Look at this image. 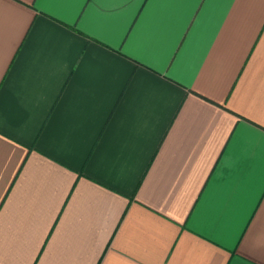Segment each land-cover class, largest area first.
Wrapping results in <instances>:
<instances>
[{
    "label": "crops",
    "instance_id": "obj_1",
    "mask_svg": "<svg viewBox=\"0 0 264 264\" xmlns=\"http://www.w3.org/2000/svg\"><path fill=\"white\" fill-rule=\"evenodd\" d=\"M261 130L264 0H0V264H264Z\"/></svg>",
    "mask_w": 264,
    "mask_h": 264
},
{
    "label": "snow or ice",
    "instance_id": "obj_2",
    "mask_svg": "<svg viewBox=\"0 0 264 264\" xmlns=\"http://www.w3.org/2000/svg\"><path fill=\"white\" fill-rule=\"evenodd\" d=\"M35 2V0H34ZM41 3H56L60 2V0H40ZM191 2H197V0H191ZM207 0H199V4L202 6ZM261 143V152H260V159H259V170L258 173L255 172V165L251 161L245 162V167L252 171L253 173V182L256 191H258L259 195L256 197V206L260 207L261 213H264V130H261L257 133ZM255 209V206H254ZM253 209V210H254ZM246 245L247 241L241 245L240 252L241 254L246 253Z\"/></svg>",
    "mask_w": 264,
    "mask_h": 264
}]
</instances>
